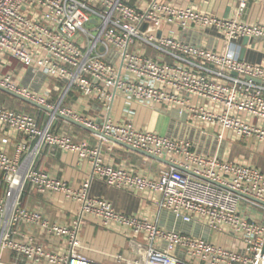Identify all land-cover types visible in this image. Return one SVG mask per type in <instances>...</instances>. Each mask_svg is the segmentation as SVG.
I'll return each instance as SVG.
<instances>
[{
    "label": "built area",
    "instance_id": "obj_1",
    "mask_svg": "<svg viewBox=\"0 0 264 264\" xmlns=\"http://www.w3.org/2000/svg\"><path fill=\"white\" fill-rule=\"evenodd\" d=\"M235 1V17L221 19L164 0L133 5L131 0H0V58L66 86L56 107L47 103L49 90L41 97L19 87L12 75L0 76L1 88L59 111L104 140L173 165L157 178L116 168L104 161L101 147L53 132L56 116L41 127L37 117L0 106V126L25 138L14 157L0 149V181L6 185L0 199V264H98L79 251L80 231L88 218L130 234L135 258L119 254L113 257L116 264H264V171L201 154L190 140L111 117L115 101L123 97L176 110L192 127L208 129L204 135L217 130L218 139L224 140V132H231L238 140L264 146V65L240 58L243 40L263 39L264 25L239 20L250 1L262 0ZM192 29L214 33V47L186 43L174 31ZM74 90L102 107V123L60 111ZM47 146L90 164L81 188L35 169ZM94 180L118 190L158 195L161 210L185 224L201 225L218 241L167 231L149 219L118 212L107 200L90 195ZM28 186L78 203L71 223L53 222L24 207ZM23 227L57 240L64 254L41 244Z\"/></svg>",
    "mask_w": 264,
    "mask_h": 264
},
{
    "label": "crops",
    "instance_id": "obj_2",
    "mask_svg": "<svg viewBox=\"0 0 264 264\" xmlns=\"http://www.w3.org/2000/svg\"><path fill=\"white\" fill-rule=\"evenodd\" d=\"M164 1L179 7L191 5L201 13L221 19H232L238 9L235 0ZM131 2L144 4L147 0H131ZM239 20L250 25H264V0L250 1ZM174 31L176 36L186 43L202 44L209 48H213L215 45V37H213L215 34L211 31L196 29L186 32ZM244 60L250 64L264 65V38L252 40L247 47ZM5 75H12L19 87L28 89L39 96H45L46 91L49 90L51 92L48 98L50 106L56 107L58 101L63 97L64 92L56 98V94L61 91L59 87H50L46 76L34 75L29 69L22 68L18 62L10 58H0V76ZM74 93L79 95L75 96ZM66 98H69V101L65 99L62 105L66 104L69 107L67 110L102 123L106 114L99 104L85 99L77 90L72 91ZM0 106L23 113H27L24 110H29L28 114L37 117L41 127L49 121L48 117H52L49 112L27 104L3 90H0ZM56 117L53 123V132L67 134L78 144L84 143L90 147H101L102 157L109 165L151 178H157L163 170L169 167L167 164L143 156L115 142L104 140L92 131ZM111 117L120 123L131 122L141 130L153 131L171 138L190 140L196 151L201 154L246 163L264 171L263 145L252 139L238 140L231 132H224V140L218 139L219 131L217 130H210L207 135H204L202 131L208 129L192 127L186 117L176 110L145 106L119 97L113 105ZM24 140L23 135L0 126V149L6 151L10 157L16 155L18 145ZM35 169L45 172L57 180H62L75 189L82 187L91 171L90 164L81 160L78 155L62 152L60 149L50 146L45 147L36 158ZM5 192L6 185L0 181V199L4 197ZM90 195L94 198L107 200L118 212L149 219L167 231L206 240L210 238V241L213 242L218 241L216 235H210L211 232L201 225L185 224L177 220L170 212L161 210L158 195L118 190L98 180L93 181ZM22 203L29 210L40 211L51 221L61 224L71 223L79 210L78 203L66 200L61 196L39 194L31 186L25 191ZM23 230L32 234L38 242L52 251L63 253L59 242L47 238L42 231L27 227H23ZM79 238L82 245L80 253L98 264H116L113 257L119 254L128 260L135 258L130 247V234L126 235L121 228L106 229L97 220L88 218L81 228ZM143 239L140 238V240Z\"/></svg>",
    "mask_w": 264,
    "mask_h": 264
},
{
    "label": "water",
    "instance_id": "obj_3",
    "mask_svg": "<svg viewBox=\"0 0 264 264\" xmlns=\"http://www.w3.org/2000/svg\"><path fill=\"white\" fill-rule=\"evenodd\" d=\"M250 42H251V41H250L249 38H245V39L243 40V48H242V50H241V56H240L241 60H244V59H245L246 52H247V47L249 46ZM101 51L103 52L104 50L102 49ZM0 90H3L4 92H6V93H8V94H10V95H12V96H14L15 98H17V99H19V100H21V101H23V102H25V103H27V104H30V105H32V106H34V107H37V108L41 109V110H45V111L49 112L50 114H52V115H54V116H58V117H60V118H63V119L67 120L68 122H70V123H72V124H74V125H77V126H79V127H82V128H84V129H87V130H89V131H92V132L96 133L94 130L88 128V127L85 126L84 124H81V123H79L78 121H75V120H73V119H71V118L65 117V116L61 115L60 113H58V112L55 111V110H51V109H49V108H47V107H45V106H42V105L38 104L37 102L31 101V100H29V99H27V98H25V97H23V96H20V95H18V94H15V93H13V92H10V91H8V90H6V89H3V88H1V87H0ZM111 141H112V140H111ZM112 142H114V141H112ZM115 143H117V144H119V145H121V146H123V147H125V148H127V149H130V150H133V151H135V152H138L139 154H141V155H143V156H146V157H149V158H151V159H153V160L159 161V162L164 163V164H167V165H169V166H173L170 162H168V161L165 160V159L155 157V156H153V155L147 154L146 152L136 150V149H134V148H132V147H129V146H127V145H124V144H121V143H118V142H115ZM210 235H212V233H210ZM208 240L210 241L211 239L209 238Z\"/></svg>",
    "mask_w": 264,
    "mask_h": 264
},
{
    "label": "rangeland",
    "instance_id": "obj_4",
    "mask_svg": "<svg viewBox=\"0 0 264 264\" xmlns=\"http://www.w3.org/2000/svg\"><path fill=\"white\" fill-rule=\"evenodd\" d=\"M131 3H132V2H131ZM140 3H141V2H140ZM135 4H136V3H135ZM132 5H133V3H132ZM21 67L24 68V69H28L27 67L22 66V65H21ZM47 80H48V85H49L50 87H53V88H54V87H59V89H60L61 92H59V94H56V98L58 97V95H60V94L62 95V93L65 91V87H66L65 84L62 83V82H60V81H57V80H55V79H53V78H48ZM72 94H73V93H72ZM72 94H71V95H72ZM74 95H75V96H78L79 94H78V93H76V94L74 93ZM80 95H81V94H80ZM81 96H82V95H81ZM41 97H45V96H41ZM65 99H67V98H65ZM65 99H64V102H65ZM67 100L69 101V98H68ZM67 100H66V101H67ZM49 102H50V101H49V99H48V100H47V103L50 104ZM64 102H63V103H64ZM58 103H59V101H58ZM63 103H62V104H63ZM61 106H62V107L60 108V111L67 110V109L69 108V107H67L66 104L61 105ZM24 111L27 112V113L30 112L29 110H24ZM57 112L59 113V111H57ZM51 116H52V115H51ZM56 118H57V117H56ZM56 118H55V120H56ZM48 119L50 120L51 117H50V118L48 117ZM55 120H54V121H55ZM44 121H45V120H44ZM61 254L63 255L64 253L61 252Z\"/></svg>",
    "mask_w": 264,
    "mask_h": 264
},
{
    "label": "trees",
    "instance_id": "obj_5",
    "mask_svg": "<svg viewBox=\"0 0 264 264\" xmlns=\"http://www.w3.org/2000/svg\"><path fill=\"white\" fill-rule=\"evenodd\" d=\"M28 187H29V186H28ZM28 187H27V188H28ZM26 190H27V189H26Z\"/></svg>",
    "mask_w": 264,
    "mask_h": 264
}]
</instances>
